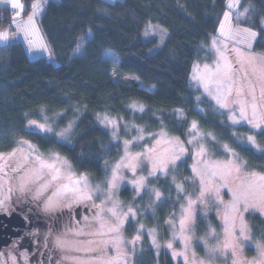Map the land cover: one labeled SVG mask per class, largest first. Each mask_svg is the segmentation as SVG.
<instances>
[{"label": "trees", "instance_id": "trees-1", "mask_svg": "<svg viewBox=\"0 0 264 264\" xmlns=\"http://www.w3.org/2000/svg\"><path fill=\"white\" fill-rule=\"evenodd\" d=\"M37 1L22 0L24 16L37 7ZM227 2L46 0L40 6L38 22L52 58L30 59L19 41L0 49V154H9L22 140H29L42 152L64 156L78 174L103 185L122 146V140L115 141L101 124L103 118L117 119L129 127L121 128L123 140L140 129L147 134L166 131L184 138L191 121L203 122L196 112L200 107L211 122L228 129L213 117L211 103L190 83L194 64L213 59L210 40L227 11ZM256 3L257 50L264 49V4L260 0ZM10 23L12 11L1 8L0 28ZM150 24L162 30L147 34ZM115 73L132 78L135 84L116 80ZM178 111L188 114L186 120L178 117ZM31 121L56 129L74 124L75 129L68 143H60L55 136L28 130ZM240 130L251 132L247 127ZM258 138L264 148V132L258 133ZM245 151L244 158L248 153L254 155L248 159V169L264 174V166L258 165L263 155L247 146ZM177 189L168 175L157 176L148 181L146 194L136 196L125 187L121 198L140 212V221L160 229L180 205L182 195ZM205 205L196 208L193 249L198 255L205 251L200 243L204 236L212 234L213 241H220L224 231L223 205ZM148 208L151 214L145 212ZM246 223L255 239L264 243V218L248 213ZM133 228V224L127 226ZM147 256L143 264L153 261L152 254Z\"/></svg>", "mask_w": 264, "mask_h": 264}, {"label": "rangeland", "instance_id": "rangeland-1", "mask_svg": "<svg viewBox=\"0 0 264 264\" xmlns=\"http://www.w3.org/2000/svg\"><path fill=\"white\" fill-rule=\"evenodd\" d=\"M106 1L114 4L124 0ZM256 1L228 0L227 7L229 4L232 7L227 8L217 33L210 40L209 49L213 59L211 62H196L190 76L191 86L199 89L200 97L211 103L210 113L228 129L211 122L206 110L200 107L196 112L203 122L194 119L188 123L184 138L166 131L147 134L140 129L138 134L123 140L121 128L129 127L117 119L103 118L101 124L108 128L113 139L122 140L120 156L111 166L103 185L94 184L85 174H78L64 156L42 152L29 140H22L9 153V163L27 168L23 183L28 184L36 195L48 194L50 206L80 204L88 209L89 214H83L81 219L84 218L77 222V226L63 233L62 238L59 237L64 242L62 264H143L148 259V253L153 258L149 264H257L262 259L256 245L264 243L255 239L246 217L248 213H256L264 218V202L250 196L239 205L238 211H230L228 206L234 202L239 185V181L235 180L237 174L234 172L229 177L222 169L210 167L232 162L241 165L244 175L253 172L264 175L248 169V159H254V155L248 153L247 158L243 156L247 146L264 157V148L258 138V133L264 132V76L261 75L264 49H255L259 38V33L254 29L259 11ZM260 1L264 4V0ZM261 26L264 28V20ZM159 29L162 30L150 24L147 34ZM261 42L264 43V37ZM114 78L123 83L135 84L132 78L121 77L116 73ZM252 103L257 105L255 115ZM241 104L246 105L244 115L241 114ZM187 116L184 111H178L181 120H186ZM74 127V124H69L56 129L48 124L31 121L27 129L55 136L60 143H68ZM243 127L249 128L251 132L240 130ZM249 137L253 140L250 141ZM201 147L205 149L202 154ZM131 157L139 159L133 161L134 168L125 167ZM258 165L264 166V158ZM114 171L117 179L115 187H112L110 182ZM166 175L178 187L182 198L180 205L177 204V208L157 229L148 226L145 220H139L137 214L140 212L125 204L121 190L128 187L136 196H140L147 193L144 190L148 188L150 179ZM75 181L81 182L77 184ZM137 181L142 183L137 184ZM157 198L161 199L160 196ZM200 204L224 207L222 238L213 241L212 234L204 236L200 241L205 250L203 255L196 254L193 249L196 208ZM112 208H115L119 219L109 211ZM151 210L148 208L145 212L151 214ZM185 213H188L187 218ZM182 219L186 221L183 231L180 228ZM101 224L105 226L101 227ZM117 224L119 231L109 232L108 226ZM129 224H133L132 230L127 229ZM137 236L140 238L133 244ZM225 241L229 245L227 248L223 246ZM169 244L171 247H168Z\"/></svg>", "mask_w": 264, "mask_h": 264}, {"label": "flooded vegetation", "instance_id": "flooded-vegetation-1", "mask_svg": "<svg viewBox=\"0 0 264 264\" xmlns=\"http://www.w3.org/2000/svg\"><path fill=\"white\" fill-rule=\"evenodd\" d=\"M8 155L0 154V264H62L57 241L88 209L50 206L48 194L23 183L26 166H13Z\"/></svg>", "mask_w": 264, "mask_h": 264}, {"label": "snow or ice", "instance_id": "snow-or-ice-1", "mask_svg": "<svg viewBox=\"0 0 264 264\" xmlns=\"http://www.w3.org/2000/svg\"><path fill=\"white\" fill-rule=\"evenodd\" d=\"M12 6L14 8L20 7L22 8L23 6L19 3V0H14V2L12 3ZM228 7H232L231 4L228 5ZM227 16V14H226ZM33 18L29 17L28 20V24H33ZM251 35H255L254 33H252ZM8 36L6 33H0V40H7ZM261 75L264 76V68H261ZM210 78V77H209ZM229 95H231V92H229ZM237 95H239V92L237 93ZM253 98L255 99L254 93H253ZM239 102V101H236ZM224 106V105H222ZM252 109H253V115H255V111H256V107L257 105L255 103H252L251 105ZM246 112V105L245 104H241V114L244 115V113ZM193 128L196 127L195 124H193L192 126ZM249 140L252 141L253 138L249 137ZM189 143H191V141H189ZM152 151H155L154 149ZM205 149L203 147H201L200 149V153H204ZM139 159V157H131L130 161L128 164L125 165V167H133L134 168V163L133 161H137ZM51 167V166H49ZM210 167L214 170H223L224 174L226 176L231 177L232 174L235 172L237 175L235 176V180L239 181V185L237 188V194L234 196V202L229 205V209L230 211H238L239 210V205L246 201L250 196L251 197H255L257 199H259L261 202H264V175H257L256 173H249L247 175L242 174L241 172V165L239 164H234L232 162H229L226 165H220V164H213L210 165ZM117 168H119V165H117ZM213 175L216 174L215 171H213L212 173ZM55 179V177H53ZM69 179H71V177H69ZM82 180H85L86 178H81ZM117 179V175L114 171L113 173V179L110 182L112 187H115V181ZM81 181H75V183L79 184ZM137 184H141V181H137ZM67 187V186H66ZM204 195L203 190L201 191V196ZM157 197H159V194L157 193ZM246 210V209H245ZM109 211L112 213L113 216H117V213L115 211V208L109 209ZM185 216L187 218L188 213H185ZM227 219V214L226 217ZM117 219H119V217L117 216ZM235 219V218H233ZM185 220L182 219L180 221V228L181 231L184 230V225H185ZM104 224H101V227H104ZM108 230L109 232H117L119 231V224L115 225V226H108ZM103 234V233H101ZM243 234V231H242ZM139 236L135 237L134 240L132 241V243L134 244L136 240H139ZM246 238V237H245ZM57 246L58 247H63L64 246V242L61 240L57 241ZM225 248H227L228 242L225 241L224 245ZM168 247H171V244L168 245ZM257 249L259 250V255L262 257L261 260H259L257 262V264H264V244L261 243H257L256 245ZM111 264V262H110Z\"/></svg>", "mask_w": 264, "mask_h": 264}, {"label": "crops", "instance_id": "crops-1", "mask_svg": "<svg viewBox=\"0 0 264 264\" xmlns=\"http://www.w3.org/2000/svg\"><path fill=\"white\" fill-rule=\"evenodd\" d=\"M45 1L38 0L37 7L24 16L26 6L22 0H19V3L23 6L22 8H14L12 6L14 0H0V9L8 8L13 13V28L11 30L0 28V33H6L8 36L7 40H0V49L12 42L19 41L25 47L30 59L39 57L52 58L51 50L42 35L38 22L40 6ZM29 17L33 18V24H28Z\"/></svg>", "mask_w": 264, "mask_h": 264}, {"label": "built area", "instance_id": "built-area-1", "mask_svg": "<svg viewBox=\"0 0 264 264\" xmlns=\"http://www.w3.org/2000/svg\"><path fill=\"white\" fill-rule=\"evenodd\" d=\"M13 28V24L10 23L5 29L11 30Z\"/></svg>", "mask_w": 264, "mask_h": 264}]
</instances>
